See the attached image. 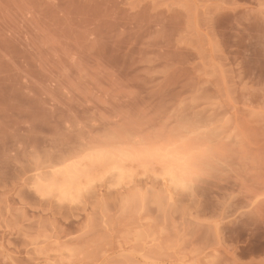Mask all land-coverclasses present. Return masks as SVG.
Wrapping results in <instances>:
<instances>
[{
    "label": "rangeland",
    "instance_id": "rangeland-1",
    "mask_svg": "<svg viewBox=\"0 0 264 264\" xmlns=\"http://www.w3.org/2000/svg\"><path fill=\"white\" fill-rule=\"evenodd\" d=\"M0 264H264V0H0Z\"/></svg>",
    "mask_w": 264,
    "mask_h": 264
},
{
    "label": "bare ground",
    "instance_id": "bare-ground-1",
    "mask_svg": "<svg viewBox=\"0 0 264 264\" xmlns=\"http://www.w3.org/2000/svg\"><path fill=\"white\" fill-rule=\"evenodd\" d=\"M171 179H173V178H171ZM167 182V181H166Z\"/></svg>",
    "mask_w": 264,
    "mask_h": 264
}]
</instances>
